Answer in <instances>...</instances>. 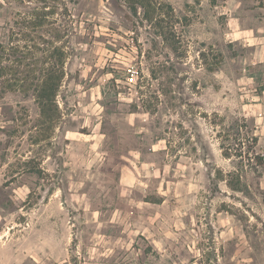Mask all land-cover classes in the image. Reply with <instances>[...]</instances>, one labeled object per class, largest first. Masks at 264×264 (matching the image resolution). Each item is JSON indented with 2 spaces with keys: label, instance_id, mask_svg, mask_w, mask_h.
<instances>
[{
  "label": "rangeland",
  "instance_id": "obj_1",
  "mask_svg": "<svg viewBox=\"0 0 264 264\" xmlns=\"http://www.w3.org/2000/svg\"><path fill=\"white\" fill-rule=\"evenodd\" d=\"M0 264H264V0H0Z\"/></svg>",
  "mask_w": 264,
  "mask_h": 264
},
{
  "label": "trees",
  "instance_id": "obj_2",
  "mask_svg": "<svg viewBox=\"0 0 264 264\" xmlns=\"http://www.w3.org/2000/svg\"><path fill=\"white\" fill-rule=\"evenodd\" d=\"M124 1L126 4H128L133 10H137V6L143 7L146 12H149V9L152 7L153 0H119ZM53 75V74H50ZM55 80L54 76H47V78L44 80L43 85L38 90L41 99L44 101V106L46 103H48L49 100H51L52 95L55 92ZM43 111L45 109L43 108Z\"/></svg>",
  "mask_w": 264,
  "mask_h": 264
}]
</instances>
